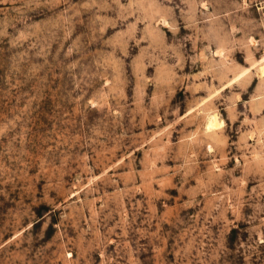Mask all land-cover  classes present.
Wrapping results in <instances>:
<instances>
[{"label": "rangeland", "instance_id": "rangeland-1", "mask_svg": "<svg viewBox=\"0 0 264 264\" xmlns=\"http://www.w3.org/2000/svg\"><path fill=\"white\" fill-rule=\"evenodd\" d=\"M0 264H264V0H0Z\"/></svg>", "mask_w": 264, "mask_h": 264}, {"label": "bare ground", "instance_id": "bare-ground-1", "mask_svg": "<svg viewBox=\"0 0 264 264\" xmlns=\"http://www.w3.org/2000/svg\"><path fill=\"white\" fill-rule=\"evenodd\" d=\"M212 119V118H211ZM214 120V119H213ZM213 120H212V122H213ZM212 122H210V124H213Z\"/></svg>", "mask_w": 264, "mask_h": 264}]
</instances>
